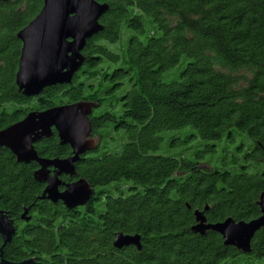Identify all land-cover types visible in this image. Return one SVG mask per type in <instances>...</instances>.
I'll use <instances>...</instances> for the list:
<instances>
[{"label":"trees","instance_id":"1","mask_svg":"<svg viewBox=\"0 0 264 264\" xmlns=\"http://www.w3.org/2000/svg\"><path fill=\"white\" fill-rule=\"evenodd\" d=\"M98 1L109 5L104 30L88 41L72 84L34 98L16 84L17 34L44 2L0 1V131L32 111L90 103L91 138L99 141L76 163V177H61L84 179L95 191L75 209L40 199L46 185L34 178L38 165L0 149V210L17 227L4 259L264 264V228L247 254L216 232H192L195 212L206 207L209 223L262 215L264 0ZM222 141L230 146L215 166ZM35 149L50 160L72 155L56 131ZM119 232L141 235L142 250L115 249ZM2 247L0 236V260Z\"/></svg>","mask_w":264,"mask_h":264},{"label":"water","instance_id":"2","mask_svg":"<svg viewBox=\"0 0 264 264\" xmlns=\"http://www.w3.org/2000/svg\"><path fill=\"white\" fill-rule=\"evenodd\" d=\"M6 1V0H0ZM40 13L18 34L22 43L16 84L26 98L42 95L45 89L70 85L85 62L83 51L89 40L103 32L100 23L109 10L108 4L98 0H43ZM95 107L90 103L57 106L46 111L30 112L20 122L0 131V149L7 148L21 164L35 162L36 181L46 185L40 199L52 203L62 202L68 209L84 207L95 194L84 179L65 184L62 176L76 177L75 165L89 151L99 146L91 138L90 117ZM57 132L60 144L68 145L72 155L64 159H45L38 155L35 144ZM259 205L262 215L249 222L231 218L219 223H209L204 211H196V224L192 232L201 236L213 231L222 236L226 246L243 253L251 252L255 235L264 228V193ZM28 210L22 215L30 221ZM17 227L7 213L0 210V236L3 240L0 264H44L29 259L11 263L4 259L3 248L10 244ZM114 248L122 250L136 247L142 250L141 235L119 232L114 237Z\"/></svg>","mask_w":264,"mask_h":264},{"label":"rangeland","instance_id":"3","mask_svg":"<svg viewBox=\"0 0 264 264\" xmlns=\"http://www.w3.org/2000/svg\"><path fill=\"white\" fill-rule=\"evenodd\" d=\"M196 143H202V141L198 140ZM180 145H184V144L180 142ZM191 145H194V143ZM219 145H220V147L218 149V153L215 154V156H214L215 166H218L216 161H219V158L222 159V157L225 154V152L223 151L224 150L223 148H225L226 146H230L229 144H226L225 141L220 142ZM229 151H232V149H229ZM209 159H210V155H206V160H209Z\"/></svg>","mask_w":264,"mask_h":264}]
</instances>
